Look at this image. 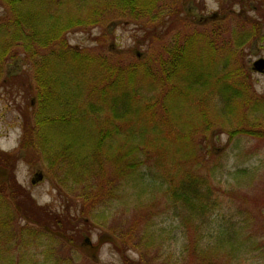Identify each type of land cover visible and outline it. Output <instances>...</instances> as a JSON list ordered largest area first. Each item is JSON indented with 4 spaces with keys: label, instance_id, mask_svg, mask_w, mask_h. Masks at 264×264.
I'll return each mask as SVG.
<instances>
[{
    "label": "trees",
    "instance_id": "trees-1",
    "mask_svg": "<svg viewBox=\"0 0 264 264\" xmlns=\"http://www.w3.org/2000/svg\"><path fill=\"white\" fill-rule=\"evenodd\" d=\"M255 2L249 19L246 9L231 10L240 22L224 34L213 20L207 27L204 19L185 17L179 0H0V75L3 65L21 58L36 86L29 119L21 116L18 154L0 152V264H76L59 251L70 245L95 259L103 243L114 246L123 264H145L130 259L124 248L130 241L107 228L115 208L144 198H161V214L171 213L182 228L210 226L222 209L225 175L223 152L208 148L216 129L232 127L228 141L264 139V94L253 90L243 52L264 33V0ZM122 20L144 31L150 45L160 44L132 60L101 52L104 34L98 47L68 41L72 32ZM24 154L44 170L62 209L38 206L15 181L13 164ZM70 209H79L78 216H69ZM148 222L134 243L145 255L169 233ZM223 222L217 240L239 241V228ZM86 227L103 231L95 244L89 235L75 242ZM223 240L211 249H225ZM206 249L198 252L203 258L212 254Z\"/></svg>",
    "mask_w": 264,
    "mask_h": 264
},
{
    "label": "rangeland",
    "instance_id": "rangeland-1",
    "mask_svg": "<svg viewBox=\"0 0 264 264\" xmlns=\"http://www.w3.org/2000/svg\"><path fill=\"white\" fill-rule=\"evenodd\" d=\"M179 1L180 10L185 17L197 21L204 19L207 27L212 26L213 20L215 22L213 25L222 26L221 32L224 34L225 30L230 32L240 22L236 14L232 15L231 10L240 12L241 9H246L244 16L247 19L255 14L253 8L256 0ZM241 1L244 5L240 4ZM246 1L247 6H245ZM250 23L251 20L244 26L248 27ZM101 34L105 35L100 39L104 43V49H99L101 52H122L127 57H132V60L147 56L151 49L154 50L158 46L157 43L160 44V41H153L150 45V39L145 37L147 34L144 31L133 22L126 23L124 20L108 23L91 31L72 32L67 38L73 46L91 48L101 46L98 39ZM243 52L247 54L252 69V63L256 59L264 58V33L262 39L244 46ZM23 62L21 58L11 60L10 63L2 66L0 75V152L10 154H18L22 133L21 116L22 118L23 115L27 116L29 119L34 107L36 91L34 76L31 67ZM251 76L253 90L263 95L264 73L252 71ZM231 129L229 125H220L216 129V134L219 136L216 140L212 139L210 141L212 144L208 145V148L215 153L223 152L221 160L225 167L219 193L223 199L220 205L222 209L215 211L209 227L198 229L199 231L191 225L182 228L179 219L173 217L171 213L161 214L166 213L161 198L156 201L144 198L137 205L132 204L113 210L108 218L107 228H113L117 239L124 237L123 239L130 241L124 247L125 254L130 259L138 261L141 258L142 263L145 264H264V139L237 136L228 141L227 132ZM27 157L24 154L21 159L15 160L12 169L15 181L29 192L38 206H47L54 211L62 209L63 201L57 196L54 185L48 177H45L44 170ZM239 168H249L248 174H235ZM36 173H42L41 180L36 179ZM78 214L79 209L78 212L74 209L69 211V216H78ZM156 215L158 216L155 217ZM223 218L230 220L229 223L239 228L241 237L238 238L239 241L230 239L229 243H225L224 238L219 237L218 240H223L225 249L213 250L211 248L220 244L217 235L221 224L224 223ZM153 220L169 233L162 234V244L158 251L151 250L150 254L145 255L134 250L136 249L134 243L142 237L147 221L153 222ZM84 231L85 233L80 234L81 237L75 239L76 243L79 244L84 236L89 235L91 244H95L103 232L87 227ZM242 242L243 247L239 249L238 244ZM208 246L212 254L208 256L206 254L207 258L201 257L200 250L208 251L206 249ZM71 248L68 245L65 250L59 252L74 258L76 264H123L121 254L110 243L99 245L95 259L91 257L92 252L88 249Z\"/></svg>",
    "mask_w": 264,
    "mask_h": 264
},
{
    "label": "water",
    "instance_id": "water-1",
    "mask_svg": "<svg viewBox=\"0 0 264 264\" xmlns=\"http://www.w3.org/2000/svg\"><path fill=\"white\" fill-rule=\"evenodd\" d=\"M252 70L257 73H264V58H258L252 63ZM35 177L37 180L42 179V173H36ZM34 182V180H32Z\"/></svg>",
    "mask_w": 264,
    "mask_h": 264
}]
</instances>
